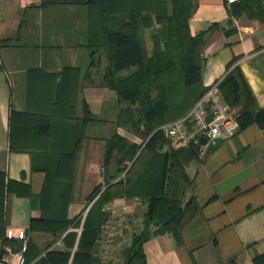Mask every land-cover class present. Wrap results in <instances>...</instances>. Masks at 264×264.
I'll return each mask as SVG.
<instances>
[{"label":"crops","instance_id":"1","mask_svg":"<svg viewBox=\"0 0 264 264\" xmlns=\"http://www.w3.org/2000/svg\"><path fill=\"white\" fill-rule=\"evenodd\" d=\"M121 1L127 6L104 14L93 0H0V264H15L16 253L32 239L39 244L49 240L34 235L30 221L45 206L49 175L43 166L52 168L55 154L77 153L68 167L62 165L69 184L59 193L69 197L65 214L79 216L80 229L117 172L115 158L106 162L105 153L109 138L125 130L118 122L117 92L105 81L110 59L104 28L127 22L131 9L139 22L147 17L139 26L147 58L154 53L155 39L165 36L159 17L173 14L172 0ZM229 5L227 0H191L188 31L192 36L206 31L199 53L201 79L194 90L227 74L222 93L234 112L244 105V86L256 107L264 109V22L244 16L228 21ZM11 110L27 117L51 116L46 150L10 149ZM33 126L15 128L13 137L31 146L45 144L43 136L33 134L37 123ZM200 158L186 167L193 187L184 201H194L184 212L180 241L168 232H151L142 243L146 264H264V130L250 124L215 148L208 145ZM97 185L99 192L88 200ZM138 205L119 196L103 202L101 210L111 206L124 214ZM99 238L96 242L108 244ZM122 259L103 257L101 262Z\"/></svg>","mask_w":264,"mask_h":264},{"label":"trees","instance_id":"2","mask_svg":"<svg viewBox=\"0 0 264 264\" xmlns=\"http://www.w3.org/2000/svg\"><path fill=\"white\" fill-rule=\"evenodd\" d=\"M54 1V0H52ZM50 0V2H52ZM96 8L107 14L113 8L127 6L121 0H93ZM127 1V0H125ZM173 14L171 16H160L159 19L165 24V36L172 50L170 55L166 54L165 61L154 59L158 47L154 50V56L145 57L140 40V23L146 24L147 17L139 22L137 11L129 10V19L125 23L115 24L113 27H105L103 31L104 46L108 49L110 66L105 74L106 83L114 88L119 99L120 109L118 114L119 124H131L135 128L143 129L145 141L142 146L128 143L117 134L109 138L106 148V162L111 160L112 151L115 148L118 155L115 158L118 167L117 173H124L127 179L112 181L104 190V194L91 206L83 220L80 232L68 230L78 227L80 217L68 218L65 214V206L68 196L59 193L69 182L68 167L72 154H55L48 165L43 166L48 172V184L44 188L46 203L42 214L30 221L31 229L42 228L51 232L66 231L63 235L64 247L54 248L47 246L42 252L28 241L23 251V264L33 260L34 264H102L99 259H94L93 249L97 237L101 233L103 223V202L115 197L145 198L147 204L144 214V226L152 223L155 230L150 231L147 227L141 233L133 236L128 248L122 253L123 259L117 264H146L142 243L151 233L172 234L180 241L181 221L187 208H190L193 197L183 206L182 201L186 193L193 187V179L185 170V164L189 157L198 156L199 148L189 146L177 150L165 149L164 145L171 144L170 139L158 127L172 119L186 113L193 103L206 90H194V86L201 79L202 65L200 63V49L203 44L204 34L202 31L194 36L188 31L187 19L191 8V0H172ZM229 20L232 16L245 14L264 22V0H239L228 7ZM215 25H211L210 29ZM209 30V29H208ZM196 44L199 53L194 56L190 54L191 47ZM134 67L127 75H117L122 70ZM179 69V70H177ZM178 71L179 75L173 81L168 78V73ZM167 76V77H166ZM227 74L218 83L219 91L224 101L229 104L227 97L222 93L223 81ZM166 77V79H164ZM168 78V79H167ZM148 84L155 85L160 98L150 102L145 90ZM245 101L242 109L237 113L238 131L250 124H256L264 130V109L256 107L254 97L250 90L244 86ZM180 92L176 101L169 105L168 98L172 92ZM137 103L141 108V114H135L132 103ZM229 106V105H228ZM256 108V109H255ZM22 114L11 110L10 121V149L40 151L46 150L47 128L50 115L37 116ZM164 117V120L161 121ZM37 120V131L33 134L43 136L45 144L31 146L24 141L15 140L14 130L35 128L33 122ZM117 139V141H115ZM139 150V152H137ZM117 153V152H116ZM113 159V158H112ZM65 161L62 163L61 161ZM115 174L113 176H115ZM109 182V179L107 183ZM100 185L94 187L87 196L91 200L100 190ZM187 205V206H186ZM63 233V232H62ZM257 261V258H256ZM112 264V263H104Z\"/></svg>","mask_w":264,"mask_h":264},{"label":"rangeland","instance_id":"3","mask_svg":"<svg viewBox=\"0 0 264 264\" xmlns=\"http://www.w3.org/2000/svg\"><path fill=\"white\" fill-rule=\"evenodd\" d=\"M237 1L239 0L232 1L229 4L233 2H237ZM240 16H244L245 18L249 20H257V18H254V16L250 17V16H246L245 14H242ZM240 16H236V17H240ZM233 17L234 16H232V18ZM169 44L170 43H168L166 37H164L163 40L155 39V43H154L155 48L158 47L159 49H157V52L155 56L153 55L154 56L153 58L158 61H165L166 58H168L166 57V54L170 55L172 53V50L169 48ZM198 53H199V48L196 44H194L190 49V54L196 56ZM177 70L172 74L168 73V78L172 77L171 79H173V81L176 80L179 75ZM166 77L164 79H166ZM145 90L147 91L146 95L150 99V102H153L160 98V94L157 92L155 85L148 84ZM179 93H180L179 91L172 92V94L168 98L169 105H171L172 102L174 103L176 101L177 96H181ZM132 107L135 111V114H138V115L141 114L142 108L137 103L135 102L132 103ZM159 118H162L161 121L164 120V117L162 116H160ZM119 125L125 130L124 134L123 133L122 135L117 134L119 137L125 139L128 143H134L137 146L143 145V142L145 141V134L143 133L142 128L141 129L135 128V126L129 123L127 124L120 123ZM104 127H108V125L104 124ZM115 141H117V139H115ZM165 149L177 150L179 149V147H174L172 144H168V145H164V148H162L160 151L163 152ZM111 151H112V158H116L118 155L117 149L113 148L111 149ZM137 152H139V150ZM76 156H77V153H73L70 156L71 162H74L76 160ZM198 159H201L200 155L189 157L188 162H186L185 164V170H186V167L189 165V163L196 162ZM97 173H98L97 171L94 172L93 176H97ZM117 179H122L123 181H125L127 177H125L124 173H117L115 174V176L110 177L109 181L112 182V181H116ZM104 186L106 187L108 186V184L106 183V185ZM189 192L190 190L187 193ZM128 199L138 204L141 202L142 206L138 205L136 208L134 207V209H132L131 212H127L124 214L119 213L117 211L113 212L111 206L108 209H104V213H103L104 227L101 230L99 240H104V242L106 243L108 242V244H102L100 242H96V244L94 245L93 252H92L94 259H99L100 261H102L103 257H106V258L108 257L109 259L113 257V259H116V260L122 259V253L128 248L130 240L133 238L134 235L141 233V231L146 229V227L150 231L155 230L154 224L152 223L149 226L148 224L144 226V220H145L144 214L147 208V204L145 203V198L137 196V197H130ZM184 200H185V196L183 198L182 204L185 203ZM77 229L80 230V227H77ZM68 230H70V228ZM62 232H59L60 234H58L55 231L51 232V231L43 230L42 228H35V229H32V233L34 235L43 234L44 236L45 235L48 236L49 240L47 242H42V244H39L34 239H32L31 242L41 252L47 246L49 247L58 246L57 242H60V245L63 248L64 247V240H63L64 235L63 234L66 231L63 230ZM33 262L34 261L31 260L27 262L26 264H34Z\"/></svg>","mask_w":264,"mask_h":264},{"label":"built area","instance_id":"4","mask_svg":"<svg viewBox=\"0 0 264 264\" xmlns=\"http://www.w3.org/2000/svg\"><path fill=\"white\" fill-rule=\"evenodd\" d=\"M232 1L235 0H227L228 3ZM218 83L219 81L206 87L186 113L158 127L174 147L196 146L199 148V155H202L210 143H214L218 138H228L238 131L237 113L222 98ZM18 237L24 238L22 231ZM24 250L25 244L16 253L12 263H23ZM1 260L10 263L7 257Z\"/></svg>","mask_w":264,"mask_h":264},{"label":"water","instance_id":"5","mask_svg":"<svg viewBox=\"0 0 264 264\" xmlns=\"http://www.w3.org/2000/svg\"><path fill=\"white\" fill-rule=\"evenodd\" d=\"M222 141H223V138H218L214 143L209 144V149L215 148Z\"/></svg>","mask_w":264,"mask_h":264}]
</instances>
